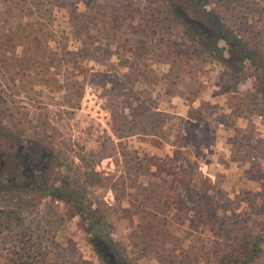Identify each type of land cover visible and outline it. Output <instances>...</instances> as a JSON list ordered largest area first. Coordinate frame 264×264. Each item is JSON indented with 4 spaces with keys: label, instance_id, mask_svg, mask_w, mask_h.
<instances>
[{
    "label": "rangeland",
    "instance_id": "1",
    "mask_svg": "<svg viewBox=\"0 0 264 264\" xmlns=\"http://www.w3.org/2000/svg\"><path fill=\"white\" fill-rule=\"evenodd\" d=\"M206 2L264 57V0ZM168 4H42L44 33L17 49L28 63L0 73V127L14 132L2 159L37 141L42 180L101 218L135 264H222L249 256L254 243L250 264H264V73L233 60L224 42L200 53ZM174 165L184 188H175ZM80 211L32 184L0 198V264L21 231L39 234L57 262L101 264Z\"/></svg>",
    "mask_w": 264,
    "mask_h": 264
},
{
    "label": "trees",
    "instance_id": "2",
    "mask_svg": "<svg viewBox=\"0 0 264 264\" xmlns=\"http://www.w3.org/2000/svg\"><path fill=\"white\" fill-rule=\"evenodd\" d=\"M57 2L60 0H0V73L8 72L11 68L23 69L28 63V59L23 55L17 54V49L24 51V43L37 41V34L44 33L45 15L41 13V5L44 3ZM207 0H181L182 3L194 7L199 18H190L178 2L169 0V8L177 15V18L185 26L189 33L193 35L191 44L199 45L200 53L214 54L216 47L220 42L227 46V52L230 57L236 59L241 64H249L258 72L264 73V57L255 51L247 48L246 42L238 38L225 24L219 23V16H216L213 10L206 8ZM75 13L74 11L71 12ZM42 16V17H41ZM78 16V15H76ZM29 20H35L40 27L37 31L33 29V24ZM38 44V42L36 43ZM168 47V46H167ZM39 52V45L28 47ZM174 63H177L175 60ZM33 65V63H31ZM129 67L131 66L128 65ZM136 68V67H135ZM18 72L15 71L14 74ZM258 79V77H257ZM1 85V84H0ZM2 92V90H0ZM1 122V120H0ZM1 128V127H0ZM5 130V131H3ZM14 132L12 129H0V198L6 195L20 196L21 186L34 185L37 192L44 197H53L57 200L64 196L69 201L80 208V215L87 222L90 229L96 231V234L90 239V244L101 264H135L130 260L125 251L113 240L107 227L103 224L101 218L84 208L80 201H77L69 191L58 186H50L42 180L40 172L44 170L41 166L43 162V153L37 152V141L33 142L34 147L24 148L17 146L16 153L8 160L2 159L4 154L3 139H12ZM39 145V144H38ZM12 159V160H11ZM12 167L14 172L10 173ZM18 170V171H17ZM175 188L181 189L187 186V178L183 173L181 166L174 165ZM17 171V172H16ZM253 199L248 192H243L241 202L252 210ZM143 230L145 226L142 227ZM155 234V233H154ZM148 235V234H147ZM159 243L167 244L164 238H157ZM260 247L254 243L249 256H234L227 263L222 264H250L260 253ZM4 264H94L92 261L80 256L69 260L57 262L55 253L51 246L45 243L39 234L21 231L15 239L14 244L9 247L4 256Z\"/></svg>",
    "mask_w": 264,
    "mask_h": 264
},
{
    "label": "crops",
    "instance_id": "3",
    "mask_svg": "<svg viewBox=\"0 0 264 264\" xmlns=\"http://www.w3.org/2000/svg\"><path fill=\"white\" fill-rule=\"evenodd\" d=\"M250 186H251V187H253V185H252V184H249V187H250ZM254 186H255V184H254Z\"/></svg>",
    "mask_w": 264,
    "mask_h": 264
}]
</instances>
